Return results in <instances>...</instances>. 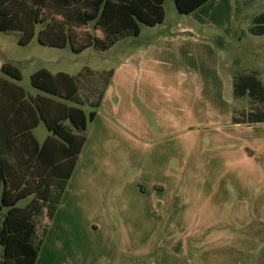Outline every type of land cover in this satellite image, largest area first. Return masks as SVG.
Listing matches in <instances>:
<instances>
[{"label": "rangeland", "instance_id": "1", "mask_svg": "<svg viewBox=\"0 0 264 264\" xmlns=\"http://www.w3.org/2000/svg\"><path fill=\"white\" fill-rule=\"evenodd\" d=\"M165 10L163 25L142 26L140 37L119 42L106 52L89 49L76 55L69 47H43L38 42L41 27L26 47L18 44L17 37L0 33V62L2 66L11 64L20 70L22 82L19 85L31 95L39 94L32 87L31 78L40 69L69 75H78L85 67L100 73L116 72L111 89L119 86L112 105L122 106L120 113L127 107L128 128L116 124L109 108L112 105L107 104L106 97L98 109L100 119L89 124L88 142L81 155L77 180L81 176L86 181L91 166L102 156L94 147L102 143L103 136L93 137L92 134L95 129L104 127L105 120L119 127L114 126L111 135L122 129L140 143L136 146L122 139V148L129 150V156H124L121 150L111 156L116 170L124 167V171L111 176L116 178L118 174V192L122 191L129 202L124 204L123 195L116 192L113 198L120 197L114 204L112 194L101 185L96 197L87 203L81 205L79 198L71 199L68 206L65 203L66 207L50 225L49 232L52 231L41 253L40 264H111L115 257L118 264L128 263L129 259L139 261L142 257L123 252L121 241L127 226L116 216L126 208V212L137 213L143 186L150 188L154 179L153 167L162 168L163 173L174 172L177 156L179 163L185 165L183 177L188 178L196 167L208 169L224 163L219 162V158L239 147V142L234 147L236 142L229 139H240L242 144L248 142L258 151L254 164L264 166V148L261 149L264 124L241 129L232 121L234 110L250 108L249 98H234V77L257 72L264 83V36H255L249 31L254 17L264 12V0H212L187 16L179 14L175 0H166ZM170 31L178 33L179 37L168 42L166 37ZM185 31L188 33L183 34ZM183 37L190 40L185 41ZM85 109L91 111L88 107ZM146 127L150 133L143 132L142 128ZM36 135L40 141L49 135L43 123ZM139 152L145 155L142 163L135 157ZM156 153L160 154L158 164L153 159ZM109 174L103 177H110ZM181 186H186V182ZM69 190L71 192L72 187ZM183 192L180 189L175 201L177 196L182 199ZM105 212L113 220L110 235L105 229L96 233L91 227V223L101 219L98 215ZM93 213L98 215L92 217ZM252 228L264 239V226ZM262 250L259 249L260 256ZM259 264H264V253Z\"/></svg>", "mask_w": 264, "mask_h": 264}, {"label": "trees", "instance_id": "2", "mask_svg": "<svg viewBox=\"0 0 264 264\" xmlns=\"http://www.w3.org/2000/svg\"><path fill=\"white\" fill-rule=\"evenodd\" d=\"M212 0H175L180 15H191ZM166 0H0V33L22 47L37 34L43 47L111 50L138 38L142 26L166 20ZM250 33L264 36V12ZM115 71L85 67L78 75L40 69L32 75L30 95L19 85L22 74L4 64L0 77V264H36L51 223L63 201ZM233 96L249 98L248 111L234 110L233 123L264 124V83L257 72L238 74ZM85 107L91 109L87 112ZM49 132L43 144L34 132ZM46 220V222H45ZM264 226V224H262Z\"/></svg>", "mask_w": 264, "mask_h": 264}, {"label": "crops", "instance_id": "3", "mask_svg": "<svg viewBox=\"0 0 264 264\" xmlns=\"http://www.w3.org/2000/svg\"><path fill=\"white\" fill-rule=\"evenodd\" d=\"M186 33L188 31L183 32V34ZM177 35L178 33L170 31L166 39L168 42L172 41L179 37ZM189 38L183 37L185 41L190 40ZM1 68L2 63L0 62V71ZM116 77L115 72L114 78ZM111 85L105 95V98L108 97V105H112V100L117 96L116 88L119 86L117 84L111 89ZM109 108L112 110L116 124L122 128H128L126 127L128 116L125 112L127 107L123 109L124 112L122 110L123 113H120L122 106L119 108L118 105H112ZM98 119H100L99 113L94 122ZM104 122L106 123L104 127L95 129L92 134L93 137L99 134L103 136L102 143H97L94 147L95 151H101L102 156H98L95 165L91 166L86 181L81 176L77 180L80 156L54 222L65 203L68 206L73 198H79L81 205L87 203L91 198L96 197L101 185L106 186L112 194L111 200L114 204H117L115 199L122 195L124 204L129 202L122 191L118 192V174L116 178L111 176L114 172L124 171V167L121 166L122 168L116 170L111 156L120 150L124 156H129V150L122 148V139L136 146L140 143L122 129L120 133L111 135V129L114 126L119 127L111 120ZM142 124L146 123L143 121ZM234 125L241 129L246 126L252 127L242 124ZM142 130L144 133L150 131L148 127ZM138 134L140 135V132ZM34 135L39 143L43 144L50 134L44 137L43 141H40L36 131ZM229 141L236 142L234 147L239 142V147L225 152L219 158L218 161H224V163L208 169L200 167L199 170V167H196L190 171L188 178L183 177L185 165L179 163L178 156L174 172L171 170L169 173L167 170L163 173L162 168L151 166L155 172L152 176L154 179L149 184L150 188L143 186V191L139 196L138 212H126V208L122 214L116 216L127 226L123 236L124 240L121 241L123 252L132 257H142L135 262L129 259V262L125 264H259V259L264 253V244H262L264 239L252 227L264 224V166L254 164L258 159V151L251 147L252 144L248 142L242 144L240 139H229ZM262 146L261 149L264 148V144ZM135 157L138 163H142L145 155L139 152ZM159 157V153L153 155L154 162L157 164ZM225 159L228 161L225 162ZM104 174H109L110 177L104 178ZM158 177L160 178L157 179ZM185 182L186 186L182 187L181 185ZM180 189L184 191L183 197L179 200L177 196V201H175ZM116 192L120 196L113 198ZM129 195L130 192L127 193L128 197ZM101 214H92V217L98 215L101 219L91 223V227L96 233L105 229L110 235L114 227L113 220L106 215V212ZM51 231L48 233L43 249L49 241ZM108 239L110 240V236ZM262 248L263 253L260 256L258 252ZM40 257L36 264H40ZM117 259L118 257H115V260L113 258L111 264H118Z\"/></svg>", "mask_w": 264, "mask_h": 264}]
</instances>
